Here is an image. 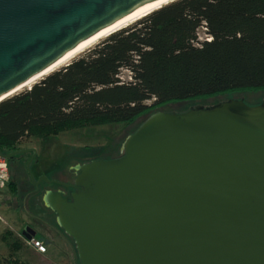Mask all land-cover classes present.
<instances>
[{"label":"water","instance_id":"water-1","mask_svg":"<svg viewBox=\"0 0 264 264\" xmlns=\"http://www.w3.org/2000/svg\"><path fill=\"white\" fill-rule=\"evenodd\" d=\"M155 1L0 0V102ZM28 152L33 182L34 150L0 155ZM75 170L70 200L50 191L42 202L79 264H264V101L154 113L119 158ZM21 236L35 231L25 226Z\"/></svg>","mask_w":264,"mask_h":264},{"label":"trees","instance_id":"trees-1","mask_svg":"<svg viewBox=\"0 0 264 264\" xmlns=\"http://www.w3.org/2000/svg\"><path fill=\"white\" fill-rule=\"evenodd\" d=\"M261 91L264 0H173L0 102V153L34 137L145 121L167 104ZM1 240L20 249L9 233Z\"/></svg>","mask_w":264,"mask_h":264},{"label":"rangeland","instance_id":"rangeland-1","mask_svg":"<svg viewBox=\"0 0 264 264\" xmlns=\"http://www.w3.org/2000/svg\"><path fill=\"white\" fill-rule=\"evenodd\" d=\"M199 36L205 37L203 32ZM123 77H127L125 72ZM229 99L242 100L247 105H257L264 101V91L167 104L154 112L179 114L190 108L212 106ZM145 118L141 117L130 125L87 127L62 132L55 138L34 137L18 144V149L35 151L29 165L33 182L29 180L24 168L28 159V154H24L17 163H11L9 181L13 183L12 186L8 187V182L6 188L0 192V264H7L6 261L10 258L18 260L21 264H79L73 240L57 226L55 214L39 200L47 184L43 181L39 184L36 182L40 177L46 180L56 178L71 181L77 166L91 161L116 159L121 156L124 140L136 131ZM25 226L33 229L35 238L41 239L45 245L52 241L46 254H39L26 244L21 236ZM5 233H9L10 237L20 244L17 252H12L2 242L1 237Z\"/></svg>","mask_w":264,"mask_h":264},{"label":"bare ground","instance_id":"bare-ground-1","mask_svg":"<svg viewBox=\"0 0 264 264\" xmlns=\"http://www.w3.org/2000/svg\"><path fill=\"white\" fill-rule=\"evenodd\" d=\"M171 1H173V0H158V1H155L153 3L146 5L144 7H141L140 9H138L135 12L131 13L130 15L126 16L125 18L121 19L120 21H118L114 25L106 28L105 30L97 33L96 35H94V36L90 37L89 39L80 43L77 47H75L73 50L68 52L63 58H61L53 66L48 68L42 74H40L36 78L32 79L30 82H28L23 87L19 88L17 91L13 92L10 95H14L15 93H19L20 91H22L24 89H28V87H30L32 84H34L35 82H37L41 78L45 77L46 75H48L52 71L57 70V69L63 67L64 65H66L67 63H69L70 61H72L76 56H78L80 53H82L85 49L93 46L94 44H96L99 40H101L105 36L109 35L110 33L114 32L118 29L124 28V27L132 24L133 22L141 19L142 17L148 15L149 13L153 12L154 10L160 8L161 6L167 4ZM9 96H7V97H9Z\"/></svg>","mask_w":264,"mask_h":264},{"label":"flooded vegetation","instance_id":"flooded-vegetation-1","mask_svg":"<svg viewBox=\"0 0 264 264\" xmlns=\"http://www.w3.org/2000/svg\"><path fill=\"white\" fill-rule=\"evenodd\" d=\"M17 151H21V149H17L15 151H13L12 153L17 152ZM25 154H28V159H27V161H28L29 158H30V156H31V152H28V153H25ZM22 155H24V154L14 155L12 158L8 159V160H10L8 162V167L11 168V163H13V162H16L17 163L18 160H19V158ZM27 161H26V163H27ZM26 163H25V166H26ZM24 168H25V171H26V167H24ZM77 173H78V171H75L74 170L73 177H72L71 181L70 180H68V181H64L63 180L62 181V180H59V179H56V178H55V180H48V181H51L52 183H46L47 186H45V189L41 193L40 200H41L42 205H43L42 196L44 195L45 192H50V191L51 192H55V193H60L63 198H65L67 200H70L71 194L75 192V189H74V186H73V181H74L75 175ZM43 183H45V182H43Z\"/></svg>","mask_w":264,"mask_h":264},{"label":"built area","instance_id":"built-area-1","mask_svg":"<svg viewBox=\"0 0 264 264\" xmlns=\"http://www.w3.org/2000/svg\"><path fill=\"white\" fill-rule=\"evenodd\" d=\"M9 182V169L7 161L0 155V192H2ZM0 221H2L0 217ZM26 244L39 254H44L46 252V246L41 239H36L35 236L30 240H25Z\"/></svg>","mask_w":264,"mask_h":264},{"label":"crops","instance_id":"crops-1","mask_svg":"<svg viewBox=\"0 0 264 264\" xmlns=\"http://www.w3.org/2000/svg\"><path fill=\"white\" fill-rule=\"evenodd\" d=\"M51 243H52V241H51L50 243H49V242H48V243H46V245H45V246H46V252H45L44 254H46V253H47V248H48V246H49V245H51ZM42 255H43V254H42ZM53 259L55 260L54 256H53ZM54 260H53V261H54Z\"/></svg>","mask_w":264,"mask_h":264}]
</instances>
